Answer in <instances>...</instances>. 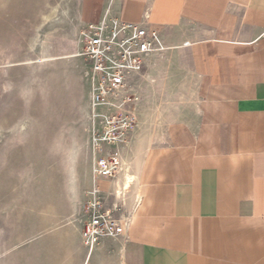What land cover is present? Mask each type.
Segmentation results:
<instances>
[{"label": "crops", "instance_id": "crops-1", "mask_svg": "<svg viewBox=\"0 0 264 264\" xmlns=\"http://www.w3.org/2000/svg\"><path fill=\"white\" fill-rule=\"evenodd\" d=\"M107 13L147 15L165 46L189 55L192 120L128 144L136 180L122 237L89 254L70 222L9 262L264 264V0H100L91 23Z\"/></svg>", "mask_w": 264, "mask_h": 264}, {"label": "rangeland", "instance_id": "rangeland-1", "mask_svg": "<svg viewBox=\"0 0 264 264\" xmlns=\"http://www.w3.org/2000/svg\"><path fill=\"white\" fill-rule=\"evenodd\" d=\"M99 2L0 0V264H11L14 250L72 222L92 189L116 200L115 183L131 167L126 159L133 152L121 146L117 178H94L95 124L79 33ZM188 64L187 53L167 46L146 59L132 80L139 104L127 143L133 136L139 146L142 136L152 143L168 123L192 120L188 103L196 79Z\"/></svg>", "mask_w": 264, "mask_h": 264}, {"label": "built area", "instance_id": "built-area-1", "mask_svg": "<svg viewBox=\"0 0 264 264\" xmlns=\"http://www.w3.org/2000/svg\"><path fill=\"white\" fill-rule=\"evenodd\" d=\"M79 43L80 57L86 63L89 117L97 124L91 141L96 156L94 178L113 181L122 160L118 147L128 146L130 121L138 114L139 96L132 80L143 72L146 59L161 54L166 46L159 32L149 29L147 15L140 23L129 24L108 13L80 31ZM127 218L124 201L94 188L86 193L81 213L71 223L79 227L90 254L98 240L122 237Z\"/></svg>", "mask_w": 264, "mask_h": 264}, {"label": "bare ground", "instance_id": "bare-ground-1", "mask_svg": "<svg viewBox=\"0 0 264 264\" xmlns=\"http://www.w3.org/2000/svg\"><path fill=\"white\" fill-rule=\"evenodd\" d=\"M135 175L136 174L131 171V167H129V165H126L124 167V170L122 172V182L115 183L114 195L116 200H124L126 202L127 193L136 180Z\"/></svg>", "mask_w": 264, "mask_h": 264}]
</instances>
